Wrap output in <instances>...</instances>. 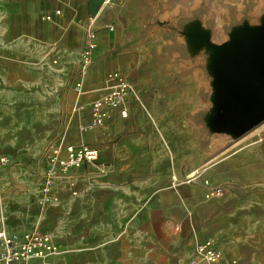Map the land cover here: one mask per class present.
Here are the masks:
<instances>
[{
  "label": "crops",
  "instance_id": "crops-1",
  "mask_svg": "<svg viewBox=\"0 0 264 264\" xmlns=\"http://www.w3.org/2000/svg\"><path fill=\"white\" fill-rule=\"evenodd\" d=\"M214 1L0 0V63L12 55L25 68L51 50L52 61L59 55L61 66H76L93 33L96 48L82 78L99 94L109 90L111 71L129 84L126 115L111 109L104 125L64 136L99 155L54 181L49 228L92 233L98 248L92 261L90 252L59 250L53 264L75 257L76 264H186L206 237L222 249L224 264H264V122L235 139L229 153L223 132L211 142L207 135L211 62L199 36L219 43L232 29L227 19L217 33ZM88 112L79 120L90 122ZM213 187L223 194L207 197Z\"/></svg>",
  "mask_w": 264,
  "mask_h": 264
},
{
  "label": "rangeland",
  "instance_id": "rangeland-1",
  "mask_svg": "<svg viewBox=\"0 0 264 264\" xmlns=\"http://www.w3.org/2000/svg\"><path fill=\"white\" fill-rule=\"evenodd\" d=\"M210 9V13L218 16L219 33V26L230 24L225 23L227 19L232 20L231 27L235 28L257 23L264 17V0H215ZM222 36L220 32L218 37ZM51 53L50 50V56L42 60H27L25 68L19 67L20 63L12 55H9L11 62L0 63V158H4L0 161V228L9 233L33 226L53 233L48 211L58 202L41 201L46 155L58 137L66 136L69 141L74 131L79 133L86 128L89 121L82 122L80 117L88 116L91 102L104 94H99L82 78L83 62L61 66V61L53 63ZM3 54H0L2 58ZM209 86L212 87L210 82ZM208 101L207 106H212L210 98ZM207 135L209 142L214 140L209 125ZM223 138L224 153H229L232 149L227 148L237 138L225 130ZM92 236V233L79 234L74 229L66 235L62 232L54 235L62 254L87 251L91 253V261L98 248ZM192 254L189 253L186 264ZM76 262L75 257L67 264Z\"/></svg>",
  "mask_w": 264,
  "mask_h": 264
},
{
  "label": "built area",
  "instance_id": "built-area-1",
  "mask_svg": "<svg viewBox=\"0 0 264 264\" xmlns=\"http://www.w3.org/2000/svg\"><path fill=\"white\" fill-rule=\"evenodd\" d=\"M56 13H60V10H56ZM108 27L110 30L113 29L111 25ZM88 37L83 50L84 67L90 63L92 53L96 48L93 33H89ZM59 58L60 56L56 55L53 62L57 63ZM107 81L109 82V90L90 104L91 117L86 129H94L104 125L111 109L120 108L121 115H126V110L122 105L129 85L127 79L121 72L114 70L108 73ZM98 155L99 150L95 146L85 143L78 145L65 141L64 136L59 137L58 142L51 146L46 156L47 167L43 175L41 201L44 204L56 202L58 196L53 193L54 181L84 163H95ZM3 160L4 158H0V161ZM223 192V188L213 187L208 190L206 196H220ZM58 252L59 248L51 232L43 230L39 226L13 233L0 228V264H31L33 261H39L40 264H53L49 258ZM222 256V249L206 237L195 243L189 264H224ZM35 262L34 264H37Z\"/></svg>",
  "mask_w": 264,
  "mask_h": 264
},
{
  "label": "water",
  "instance_id": "water-1",
  "mask_svg": "<svg viewBox=\"0 0 264 264\" xmlns=\"http://www.w3.org/2000/svg\"><path fill=\"white\" fill-rule=\"evenodd\" d=\"M199 39L210 51L213 91L207 126L213 133L225 130L238 138L264 122V17L253 25L232 27L225 41L213 42L204 32Z\"/></svg>",
  "mask_w": 264,
  "mask_h": 264
}]
</instances>
